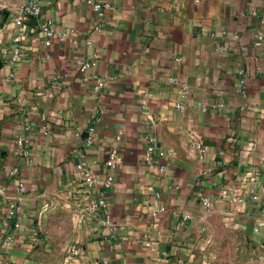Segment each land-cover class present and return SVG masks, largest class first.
Wrapping results in <instances>:
<instances>
[{
  "label": "crops",
  "instance_id": "crops-1",
  "mask_svg": "<svg viewBox=\"0 0 264 264\" xmlns=\"http://www.w3.org/2000/svg\"><path fill=\"white\" fill-rule=\"evenodd\" d=\"M107 1L101 28L91 31L97 19L88 0H43L41 17L74 28L79 43L45 46L31 21L22 58L13 67L0 63V232L13 238L2 260L26 264L28 230L58 209L79 219L82 264H193L204 199L264 243V39L254 45L264 34V0ZM16 14L0 17V44L18 30ZM83 56L96 57L93 70H77ZM61 72L67 75L54 83ZM92 72L105 80L100 91ZM97 108L93 142L83 143L74 131L84 135ZM149 135L165 152L164 172L145 162ZM21 136L32 141L28 162L15 154ZM113 147L117 160L107 167ZM78 152L97 181L91 189L76 167ZM16 165L26 191L20 227L5 231L4 211L16 196L8 172ZM107 174L113 232L82 212Z\"/></svg>",
  "mask_w": 264,
  "mask_h": 264
},
{
  "label": "built area",
  "instance_id": "built-area-1",
  "mask_svg": "<svg viewBox=\"0 0 264 264\" xmlns=\"http://www.w3.org/2000/svg\"><path fill=\"white\" fill-rule=\"evenodd\" d=\"M90 5V9L92 13L95 15V20L91 24V31H98L102 26V19L105 15V12L111 8L110 2L107 0H88ZM42 6L43 0H22L19 4L17 14L14 18L15 25L18 27L16 33H14L11 37L10 42L6 44H0V60L1 63L7 65L9 67H13L23 56L24 47H23V38L26 35V31L31 25V21L34 23L32 24V29L37 31L43 38V43L45 46H49L54 41L63 42L69 41L73 45H77L79 43L78 38L75 36L74 28H69L68 30H61L55 28V23L51 16H44L42 15ZM238 35L235 34L234 37ZM264 34H259L254 41V45L260 46L263 43ZM83 44L87 47L92 45V40L90 38H85ZM97 59L95 56H83L76 61V68L80 72H86L89 69L96 67ZM67 75L66 72L58 73L54 76V83L60 81ZM92 80L94 82V89L100 91L105 86V80L98 76L95 72H92ZM11 77V75H9ZM239 87L241 91L245 90L244 80L239 81ZM177 108H181V103L177 104ZM205 109V108H203ZM101 114H103L102 108H97L95 110L94 116L92 121L89 123L86 131L83 134L82 129L78 126L75 131L74 135L77 137L83 136V143L91 144L93 142V134L95 131V125L100 121ZM44 129L47 131L49 128L45 126ZM121 132L116 135V139H120ZM31 145L32 141L27 136L18 137L15 140L16 152L15 154L21 158L24 162L30 161L31 158ZM264 145V144H263ZM192 147L196 148L199 151H203V146L200 141H193ZM78 162L76 167L78 170H82L84 172V182L87 188H93L96 184V179L93 174L86 168V161L84 158V154L82 152H78ZM165 157V152L161 150L155 140L154 137L149 135L147 137L145 152H144V159L145 162L148 164H152L157 162V169L159 172H164L166 165L163 163V159ZM117 160V148L113 147L109 152L108 158L105 162L107 167H113ZM9 175L16 178V183L14 187V191L16 196L11 198L8 203L6 210L4 211V221L7 222L5 226V231L9 228H19L20 221L17 219L18 213L21 211L20 200L21 196L26 191V185L23 180L20 178V169L19 166H13L9 170ZM113 177L111 174H107L102 182V187L97 196H95L89 204L83 209L87 212L90 216H94L100 220V223L105 226L109 232H113L115 230V226L111 222V214L110 209L105 198V190L109 188L112 184ZM159 196V194H157ZM5 195L2 189H0V210H2V204L4 201ZM251 198L256 200L258 199V195L256 193H251ZM204 203L206 205L209 204L208 199H204ZM165 207L162 205L156 211H153V215L158 212H164ZM254 231H257V227H253ZM0 238L2 236L0 235ZM13 238L9 234L6 240L4 237L0 239L3 242H12ZM71 253L76 252L75 247H71L69 250Z\"/></svg>",
  "mask_w": 264,
  "mask_h": 264
},
{
  "label": "rangeland",
  "instance_id": "rangeland-1",
  "mask_svg": "<svg viewBox=\"0 0 264 264\" xmlns=\"http://www.w3.org/2000/svg\"><path fill=\"white\" fill-rule=\"evenodd\" d=\"M20 1L0 0V17H13ZM78 224L79 219L76 221L69 212L55 209L45 213L39 225L31 227L26 234L29 236L26 264H82L78 257L82 249ZM196 227L199 239L193 264H264V243L236 228L217 208L205 203L198 207ZM0 235L4 237L1 232ZM5 244L13 242L0 241V264H13L1 258L7 248ZM22 246L16 245V248ZM71 247H75L76 252L71 253Z\"/></svg>",
  "mask_w": 264,
  "mask_h": 264
},
{
  "label": "water",
  "instance_id": "water-1",
  "mask_svg": "<svg viewBox=\"0 0 264 264\" xmlns=\"http://www.w3.org/2000/svg\"><path fill=\"white\" fill-rule=\"evenodd\" d=\"M0 63H1V60H0ZM253 227H248V230H252Z\"/></svg>",
  "mask_w": 264,
  "mask_h": 264
}]
</instances>
